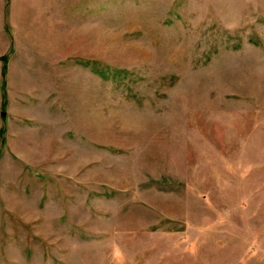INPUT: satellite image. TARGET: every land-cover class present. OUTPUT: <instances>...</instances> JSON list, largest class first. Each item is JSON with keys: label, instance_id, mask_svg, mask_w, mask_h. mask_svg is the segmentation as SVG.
<instances>
[{"label": "rangeland", "instance_id": "rangeland-1", "mask_svg": "<svg viewBox=\"0 0 264 264\" xmlns=\"http://www.w3.org/2000/svg\"><path fill=\"white\" fill-rule=\"evenodd\" d=\"M0 264H264V0H0Z\"/></svg>", "mask_w": 264, "mask_h": 264}]
</instances>
